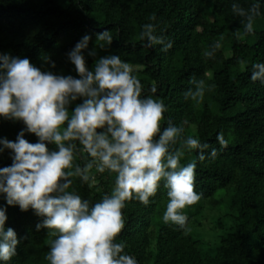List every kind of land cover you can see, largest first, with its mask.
<instances>
[{
    "label": "trees",
    "instance_id": "trees-1",
    "mask_svg": "<svg viewBox=\"0 0 264 264\" xmlns=\"http://www.w3.org/2000/svg\"><path fill=\"white\" fill-rule=\"evenodd\" d=\"M233 2L247 8L253 0H0V53L26 57L41 70L76 76L66 54L84 35L90 37L92 49L97 34L107 29L114 36L111 46L97 48L95 58L85 53L86 66L91 70L96 59L120 55L140 68L134 74L146 94L167 106L162 128L169 119L178 126L186 121L185 136L217 149L214 159L199 161L194 150L181 161L197 160L194 191L201 194L196 204L182 210L188 216L187 233L162 220L168 202L162 182L148 205L126 202L125 227L116 240L126 243L124 252L138 264H264V85L250 79L251 64L264 62V0L250 35H243L242 18L231 11ZM153 14L157 34L173 41L167 53L159 45L144 47L138 38ZM216 41L221 49L214 58H205L203 52ZM44 57L54 61L55 68ZM193 78L213 86L199 104L183 95ZM152 86L157 88L155 94L150 92ZM23 127L20 121L0 117V138L15 141ZM218 132L223 133L226 147L218 144ZM25 139L37 141L31 133ZM9 152L0 154V167L11 164ZM97 178L100 191L78 179L74 186L82 197L99 200L110 191L114 177L105 173ZM205 206L225 219L217 220L222 232L210 243L218 246L207 251L194 229L201 225L198 219ZM6 207L5 227L13 228L19 241L7 264H49L48 230L36 229L43 218L31 208Z\"/></svg>",
    "mask_w": 264,
    "mask_h": 264
},
{
    "label": "clouds",
    "instance_id": "clouds-1",
    "mask_svg": "<svg viewBox=\"0 0 264 264\" xmlns=\"http://www.w3.org/2000/svg\"><path fill=\"white\" fill-rule=\"evenodd\" d=\"M231 11L242 18L243 35L253 34L261 0H253L247 8L233 2ZM155 20L153 14L138 38L144 47L159 45L167 53L173 41L157 34ZM113 39L105 29L89 50L90 37L84 35L66 54L76 76L41 70L26 57L0 53V117L24 125L15 141L0 138V154L10 150L11 159L10 165L0 167V199L5 201L0 205V264L16 255L19 243L13 228L5 227L6 206L31 208L43 218L36 229L48 230L49 264H138L124 252L126 243L116 240L125 227L122 209L132 200L148 205L161 182L168 197L163 222L190 231L182 210L201 199L194 191L197 160L214 159L217 149L185 136L186 121L178 126L169 119L162 128L167 106L146 94L135 66L120 55L96 59L91 70L86 66L85 53L95 58L97 48L107 49ZM221 47L216 41L203 56L214 58ZM43 59L55 68L49 57ZM250 71V79L264 85V62L252 63ZM190 83L184 99L197 104L213 87L202 78ZM150 92L155 94L156 86ZM26 133L37 141L30 143ZM216 140L227 146L222 132ZM194 150L197 160L182 164L186 153ZM105 173L114 178L110 191L99 200L82 197L74 186L78 179L100 191L97 177Z\"/></svg>",
    "mask_w": 264,
    "mask_h": 264
},
{
    "label": "rangeland",
    "instance_id": "rangeland-1",
    "mask_svg": "<svg viewBox=\"0 0 264 264\" xmlns=\"http://www.w3.org/2000/svg\"><path fill=\"white\" fill-rule=\"evenodd\" d=\"M140 68L135 67V72L139 71ZM218 219L222 221L225 220L224 216L218 214L216 211L210 209L208 206H205L201 212L200 218L198 219L200 222V226H195V232L199 233L201 238L206 243L204 247V251L210 250L213 247L218 246V244H210L214 241L222 232L221 224L217 222Z\"/></svg>",
    "mask_w": 264,
    "mask_h": 264
}]
</instances>
